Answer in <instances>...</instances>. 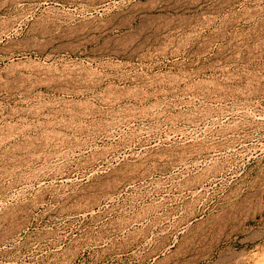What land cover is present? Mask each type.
<instances>
[{
	"label": "rangeland",
	"instance_id": "1",
	"mask_svg": "<svg viewBox=\"0 0 264 264\" xmlns=\"http://www.w3.org/2000/svg\"><path fill=\"white\" fill-rule=\"evenodd\" d=\"M77 4L0 11V264H264V0Z\"/></svg>",
	"mask_w": 264,
	"mask_h": 264
},
{
	"label": "bare ground",
	"instance_id": "2",
	"mask_svg": "<svg viewBox=\"0 0 264 264\" xmlns=\"http://www.w3.org/2000/svg\"><path fill=\"white\" fill-rule=\"evenodd\" d=\"M78 0H0L1 10H13L11 24L21 26L25 24L26 18L19 9H25L27 6L40 8L46 6L47 8H63V7H80L77 4ZM17 33L16 30H12ZM11 30L2 31V35H10ZM11 40V39H10ZM9 41L6 45L0 48V64L2 69H8L9 74L14 81H26L34 77L38 73V64H36L33 56L37 54L31 50L38 49L37 46H29L28 48H15L11 47ZM37 52V51H36Z\"/></svg>",
	"mask_w": 264,
	"mask_h": 264
}]
</instances>
